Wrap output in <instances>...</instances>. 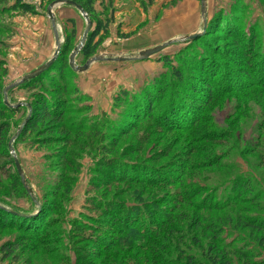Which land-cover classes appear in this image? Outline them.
Returning a JSON list of instances; mask_svg holds the SVG:
<instances>
[{
  "label": "rangeland",
  "instance_id": "rangeland-1",
  "mask_svg": "<svg viewBox=\"0 0 264 264\" xmlns=\"http://www.w3.org/2000/svg\"><path fill=\"white\" fill-rule=\"evenodd\" d=\"M54 2L0 0V94L14 109L0 105V201L36 226L0 220V264H264V0H205L206 24L202 0H96L93 15ZM99 20L90 58L119 59L81 71L90 58L79 51L75 68L72 53ZM57 38L36 77L62 74L10 88ZM37 95L63 115L26 129Z\"/></svg>",
  "mask_w": 264,
  "mask_h": 264
},
{
  "label": "trees",
  "instance_id": "trees-1",
  "mask_svg": "<svg viewBox=\"0 0 264 264\" xmlns=\"http://www.w3.org/2000/svg\"><path fill=\"white\" fill-rule=\"evenodd\" d=\"M73 1H75L78 4H80L86 10V12L90 13L91 15L94 14L96 0H73ZM152 1L153 0H150L151 3H152ZM21 6L26 8L27 11H29L27 6L26 7H25V5H21ZM106 29H107L106 24L103 25L101 20L97 21V29H96V31L91 34V36L88 39V42L84 45V47L81 50V53L83 54V56L86 59H89L90 57H92L93 55L96 54L97 48H98V43H97V41H95V39L101 33V31H104ZM75 33H76L75 29L73 28L71 33H70V35L67 37V41H66L67 46H68V44H70L71 38L73 36H75ZM236 44L237 43H235V45ZM239 45L240 44H238V46ZM67 50H68V52L70 51V49L68 47H67ZM249 53H252V52L250 51ZM162 61H163L164 64L172 66V73L174 75L173 78L179 79V81L185 83L186 77L182 75V72L180 70H178L177 67L175 68L174 63H173V59H171L170 57L167 56ZM62 72H63V68H54V69L51 70V72H50V74L48 76V77H50L49 79H51V80H49V81H51V82H48V81L44 82L45 81L44 79H48V78H46L47 77L46 75H44V76L41 75V76H39V78L35 77L32 80H29L28 85H30V86L33 85V87L36 86V85L38 87H40V86L41 87L42 86L45 87L46 83H53L55 81L53 79H55L57 75L60 76L62 74ZM44 74H45V72H44ZM33 87H30V88H33ZM118 99L120 100L119 97L117 98V101H118ZM1 100L2 99H1V94H0V105L3 107L2 109H5L6 111H11V112L14 110L13 108L5 106L4 104H2ZM53 106H55V105L48 106V102L43 100L42 96L39 97L37 95L35 97V100H34L33 114L31 116V117H35V118L33 120H31V121L29 120L27 122L26 129H30L31 130V129H33L35 127V125H37L39 123L43 124L50 117H54L57 120H61L60 118L62 117L63 114L60 115L61 112L57 113V111L54 110ZM54 118H52V119H54ZM9 128H10V123L9 122L3 123L0 126V136H2V133H4L5 131L9 130ZM21 184H22V182L18 183L17 185L21 187ZM0 203L2 204L1 201H0ZM2 206H0V220L4 221V224L12 223L13 225H18L16 222L28 219V220H26L27 222H25V223L23 222L24 224L20 225V227L26 228L27 230H29V232L36 230V226L33 225V221L31 219V216L19 215L17 213V212L27 213L28 212L27 209L25 210V208H24L22 211H16V210H13V209H9L4 204H2ZM23 211H25V212H23ZM122 235H124L123 237L129 236V234L126 233V232H124V234H122ZM130 236H132V235H130ZM155 237H156L155 234L150 235V236L141 235V236H139V239H138V237L136 238L135 235H134L131 238V240H133L135 242L138 239V241L136 242V244L134 243L135 245H133L132 247H138L140 249H142L143 247H147L150 244L155 243L154 242L156 240V239H154ZM156 245H158V244H156ZM18 246H19L18 242H16L14 240L11 243L9 242L7 244H4L2 250L6 253V255H10L11 252ZM166 247H168V245L163 244L160 248H156L155 251H158V249H159V252L157 254H160L161 250H166ZM185 257L188 260L189 264H191V263L194 264L196 262V259L193 258V256H191V255H186ZM123 263H124V261H120V264H123ZM220 263L221 264H231V262L224 261V260L223 261L221 260ZM152 264H162V262L157 260V259H154Z\"/></svg>",
  "mask_w": 264,
  "mask_h": 264
},
{
  "label": "water",
  "instance_id": "water-1",
  "mask_svg": "<svg viewBox=\"0 0 264 264\" xmlns=\"http://www.w3.org/2000/svg\"><path fill=\"white\" fill-rule=\"evenodd\" d=\"M57 3H66V4L74 5L79 11H81V12H83V13L86 14V10L80 4L76 3L73 0H56V2H54L52 4V6L55 5V4H57ZM205 4H206L205 0H202V10H203L204 20H205V24H206V20L207 19H206V5ZM48 12H49V15L52 16V7L48 8ZM92 25H93L92 22L89 21V23H88V25L86 27V30H85V32L83 34L81 47L80 48L76 47L74 49V52L72 53L71 61H72V66H74L75 68H77V66L75 65V62H74L75 61V57L77 56V54L79 53V51L82 50V47L84 46V44H85V42L87 40V37H88V35H89V33H90L91 29H92ZM199 35H200L199 33H195V34L189 35L186 39L187 40H193V39L197 38ZM171 42L172 41H168V42L162 44L159 47H154V48H151V49H147V50H145V51H143L141 53V56L147 57V56H150L151 54L157 53L160 50L164 49V47H168L169 45H171L172 44ZM60 49H61V46H60L59 49H57V51H55L53 57L44 66H42L40 69H38V70H36V71H34L32 73H29V74L25 75L23 78H21L17 82H15L10 88L15 87V86H18L22 82H25V81H28L30 79L35 78L37 75H39L45 69H47L55 61V59H57V57H58V55L60 53ZM128 58L131 59L133 57H128ZM128 58L125 57V58H121V59L123 60V59H128ZM134 58H138V57H134ZM106 59H119V58H113V57H111V58H104V57L96 56V57L90 58L86 62L85 65H83L82 67H80L78 69L81 70V71H85V70H87L91 66V64L93 62L101 61V60H106ZM18 105H20V104H16L14 107H17ZM28 106H30V104H28ZM26 123H27V119L24 121L22 127H24L26 125ZM15 139L16 138H14V139H12L10 141L9 146L11 147V149H13V142H14ZM15 166L17 168L18 174L21 176V182H22V184L26 188L27 192L31 195L32 200L33 201H36V198L32 195V193L30 191V188L27 185L26 177H25V175L23 173L21 164H20L19 159L17 158V156H15ZM0 206H2L1 203H0ZM17 213L19 215H24V216H26V215L27 216H30L31 215V214L22 213V212H17Z\"/></svg>",
  "mask_w": 264,
  "mask_h": 264
},
{
  "label": "bare ground",
  "instance_id": "bare-ground-1",
  "mask_svg": "<svg viewBox=\"0 0 264 264\" xmlns=\"http://www.w3.org/2000/svg\"><path fill=\"white\" fill-rule=\"evenodd\" d=\"M83 13V12H82ZM84 14V13H83ZM52 16H53V12H52ZM60 46H61V42H60V40H59V38H57V49H59L60 48ZM57 51V50H56Z\"/></svg>",
  "mask_w": 264,
  "mask_h": 264
}]
</instances>
